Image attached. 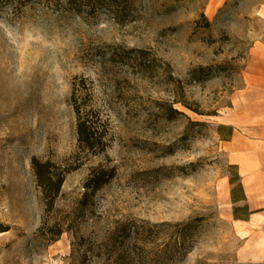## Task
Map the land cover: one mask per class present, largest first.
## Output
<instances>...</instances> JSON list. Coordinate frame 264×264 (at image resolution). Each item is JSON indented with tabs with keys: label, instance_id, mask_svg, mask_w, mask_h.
<instances>
[{
	"label": "rangeland",
	"instance_id": "374dc122",
	"mask_svg": "<svg viewBox=\"0 0 264 264\" xmlns=\"http://www.w3.org/2000/svg\"><path fill=\"white\" fill-rule=\"evenodd\" d=\"M263 2L127 0L116 22L0 0V264H264L238 254L217 133L264 132ZM80 77L98 151L77 142ZM33 157L67 169L51 207ZM93 169L107 182L82 204Z\"/></svg>",
	"mask_w": 264,
	"mask_h": 264
},
{
	"label": "trees",
	"instance_id": "16d2710c",
	"mask_svg": "<svg viewBox=\"0 0 264 264\" xmlns=\"http://www.w3.org/2000/svg\"><path fill=\"white\" fill-rule=\"evenodd\" d=\"M32 0H28V3ZM45 7L57 10L59 13L73 12L79 15L85 11L88 14H95L99 9L106 10L107 15L116 22L123 21L127 11V0H38ZM219 68L220 65H217ZM211 66L199 67L200 74L203 70H210ZM85 90V91H83ZM91 87L88 85L87 79L80 77L77 81L75 78L72 81V91L70 101L76 116V136L77 142L87 149L98 151L103 149L105 138L103 130L91 119V117H99L98 114L93 115L91 108L86 109L83 97L90 96ZM194 124H202L201 122H192ZM233 127L231 125L219 124L217 133L221 140H229L232 136ZM33 174L38 187L41 189L43 198L47 207H51L55 197L59 193L60 187L64 181L67 169L56 167L49 161H41L33 157L30 161ZM228 167L232 170L228 175V182L231 185L230 199L232 202V215L234 219H246L250 213L247 204L245 203V195L240 181L238 166L229 164ZM105 171H96L93 169L90 176L84 183L85 192L81 199L83 204L90 191H94L107 182ZM239 201L242 204H237ZM125 230V229H123ZM0 231H2L0 229ZM118 234V233H117ZM116 237V236H115Z\"/></svg>",
	"mask_w": 264,
	"mask_h": 264
},
{
	"label": "crops",
	"instance_id": "0c3cea01",
	"mask_svg": "<svg viewBox=\"0 0 264 264\" xmlns=\"http://www.w3.org/2000/svg\"><path fill=\"white\" fill-rule=\"evenodd\" d=\"M258 12L264 16V2ZM252 136L244 137L236 131V134L234 132L232 135V140L227 141L232 142L230 146V152L234 154L232 163L238 166L245 203L250 211L246 219H234L229 190L231 203L229 215L242 238L238 254L245 260L260 263L264 262V132ZM243 139L248 141L244 143V147L235 144ZM254 154L256 160L252 158ZM237 204L242 202L239 201Z\"/></svg>",
	"mask_w": 264,
	"mask_h": 264
},
{
	"label": "bare ground",
	"instance_id": "6f19581e",
	"mask_svg": "<svg viewBox=\"0 0 264 264\" xmlns=\"http://www.w3.org/2000/svg\"><path fill=\"white\" fill-rule=\"evenodd\" d=\"M215 10V4L213 3V1L207 6V9H206V13L208 15H212L213 12Z\"/></svg>",
	"mask_w": 264,
	"mask_h": 264
}]
</instances>
